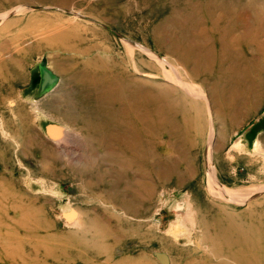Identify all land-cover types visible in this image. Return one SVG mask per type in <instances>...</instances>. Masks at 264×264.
Wrapping results in <instances>:
<instances>
[{
  "label": "rangeland",
  "instance_id": "obj_1",
  "mask_svg": "<svg viewBox=\"0 0 264 264\" xmlns=\"http://www.w3.org/2000/svg\"><path fill=\"white\" fill-rule=\"evenodd\" d=\"M0 264H264V0H0Z\"/></svg>",
  "mask_w": 264,
  "mask_h": 264
},
{
  "label": "water",
  "instance_id": "obj_2",
  "mask_svg": "<svg viewBox=\"0 0 264 264\" xmlns=\"http://www.w3.org/2000/svg\"><path fill=\"white\" fill-rule=\"evenodd\" d=\"M39 73L40 82L36 98H40L45 93L50 91L59 81V76L47 67L45 60L41 61L39 64Z\"/></svg>",
  "mask_w": 264,
  "mask_h": 264
},
{
  "label": "bare ground",
  "instance_id": "obj_3",
  "mask_svg": "<svg viewBox=\"0 0 264 264\" xmlns=\"http://www.w3.org/2000/svg\"><path fill=\"white\" fill-rule=\"evenodd\" d=\"M46 65H47V61H46ZM48 67V66H47ZM38 68H39V66H38ZM60 82V78H59V81H58V83ZM58 83L55 85V87L54 88H52L50 91H48L47 93H45L43 96H41L40 98H38L39 100L40 99H42V98H44L46 95H48L49 93H51V92H53L54 90H56L57 89V85H58ZM215 184V183H214ZM217 187V186H216Z\"/></svg>",
  "mask_w": 264,
  "mask_h": 264
}]
</instances>
